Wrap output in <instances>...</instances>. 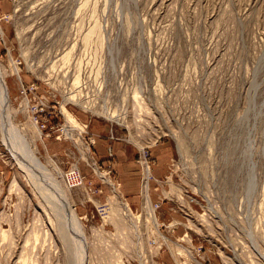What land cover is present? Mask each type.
I'll return each instance as SVG.
<instances>
[{
	"label": "rangeland",
	"instance_id": "rangeland-1",
	"mask_svg": "<svg viewBox=\"0 0 264 264\" xmlns=\"http://www.w3.org/2000/svg\"><path fill=\"white\" fill-rule=\"evenodd\" d=\"M0 77V264H264V0H0Z\"/></svg>",
	"mask_w": 264,
	"mask_h": 264
},
{
	"label": "bare ground",
	"instance_id": "bare-ground-1",
	"mask_svg": "<svg viewBox=\"0 0 264 264\" xmlns=\"http://www.w3.org/2000/svg\"><path fill=\"white\" fill-rule=\"evenodd\" d=\"M7 86H6V84H5V82H4V80H3V78L2 77H0V104L3 106V104H4V102L7 100ZM0 105V106H1ZM3 109V111H5V109L4 108H1V110ZM6 113V112H5ZM4 114V113H3ZM5 121V120H4ZM6 122V121H5ZM1 123V122H0ZM4 124H2V126H3ZM140 152V160H141V165H142V167L144 168V174L142 175V182H143V180H149L148 178H149V176H147L146 175V172L150 169L149 168V163H148V161H147V158H146V155L144 154V148H141L140 150H139ZM26 154V156L24 157V162H27V164H29V165H27L26 163H24V165L23 164H21V165H23V166H25L28 170H30V169H32V170H34V171H36L35 173L36 174H38V175H40L41 177H43L42 175H44L45 176V178H46V176H47V174H46V172L47 171H44V166H42L41 165V163L33 156V154H32V152H30L29 150H27V151H24ZM19 155H21V154H19ZM16 158V157H15ZM18 162H20V161H18ZM22 169H24V168H22ZM78 171V170H77ZM79 172V171H78ZM29 173V172H28ZM35 178V177H34ZM75 177H74V175L73 174H70V172H66V173H64V175H63V180H64V183H65V185L70 189L71 188V182H73L72 181V179H74ZM49 179V178H48ZM52 181V180H51ZM46 182V181H45ZM37 183H38V181H37ZM70 184V185H69ZM76 187H79V185L78 186H74L73 185V187L72 188H76ZM144 188L146 189L147 188V185H145L144 186ZM57 192V191H56ZM145 192V191H144ZM60 194V193H59ZM145 194H146V192H145ZM60 198H57L58 199V201L59 202H61V204H62V206L64 207V208H66V210L64 211V208L62 207V209H63V211L65 212V216H66V219H67V221H68V223H70L71 221H72V223H70V225L71 226H73V228H76V231L74 230V232H77V233H79V231L80 230H77V228H78V226H77V218H76V215H75V213H74V211H73V206L70 204V202L66 199V197H65V195H63V194H60V196H59ZM147 197V196H146ZM148 199V198H147ZM146 199V200H147ZM148 201V200H147ZM146 202V201H145ZM68 212H69V215H71V217L68 215ZM67 214V215H66ZM77 233H75L76 235H77ZM81 234V233H80ZM74 236V235H73ZM78 238V237H77Z\"/></svg>",
	"mask_w": 264,
	"mask_h": 264
},
{
	"label": "crops",
	"instance_id": "crops-1",
	"mask_svg": "<svg viewBox=\"0 0 264 264\" xmlns=\"http://www.w3.org/2000/svg\"><path fill=\"white\" fill-rule=\"evenodd\" d=\"M130 183L128 184H125L124 185V188H123V195L127 198V199H130L132 201L135 200V202L139 201L141 198H142V182H141V187H140V191H141V196L137 195L135 192H134V189H136L134 186H136V183L133 184L131 183V187L129 185ZM134 185V186H133ZM128 190H131V191H128ZM143 199V198H142Z\"/></svg>",
	"mask_w": 264,
	"mask_h": 264
},
{
	"label": "built area",
	"instance_id": "built-area-1",
	"mask_svg": "<svg viewBox=\"0 0 264 264\" xmlns=\"http://www.w3.org/2000/svg\"><path fill=\"white\" fill-rule=\"evenodd\" d=\"M145 154V153H144ZM70 172V174H73L74 175V179H72L73 182H71V187L74 186H78V185H81L82 183V178L79 174V172L77 171V169H71L69 171H67V173ZM70 185V184H69Z\"/></svg>",
	"mask_w": 264,
	"mask_h": 264
}]
</instances>
